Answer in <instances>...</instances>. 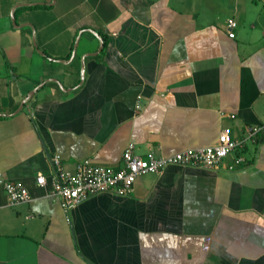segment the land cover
Returning <instances> with one entry per match:
<instances>
[{"label":"crops","instance_id":"obj_1","mask_svg":"<svg viewBox=\"0 0 264 264\" xmlns=\"http://www.w3.org/2000/svg\"><path fill=\"white\" fill-rule=\"evenodd\" d=\"M263 113L264 0H0V171L32 196L0 185V264H264ZM227 128L218 169L171 164L69 212L36 183L54 155L119 167L130 143L169 155Z\"/></svg>","mask_w":264,"mask_h":264},{"label":"built area","instance_id":"obj_2","mask_svg":"<svg viewBox=\"0 0 264 264\" xmlns=\"http://www.w3.org/2000/svg\"><path fill=\"white\" fill-rule=\"evenodd\" d=\"M237 23L229 20V35L234 37ZM234 116V114H231ZM251 137L264 133V113L262 121L249 129ZM241 142L232 136L229 129L219 134L217 141L201 147H189L169 155H158L149 151L145 155L134 152V144L130 143L122 154L123 164L119 167L98 164L89 158L78 161L73 169L65 168L58 155L51 157L53 170L49 177L38 173L36 183L45 186L50 183L49 193L59 199L62 208L69 210L92 195L115 193L128 195L132 192L137 178L149 172H159L171 164L195 165L207 169H218L226 157L239 148ZM245 158L235 155L229 169L241 166ZM0 185L6 196V204L14 205L29 201L31 194L28 188L17 181L4 178L0 171ZM0 201V207L2 206Z\"/></svg>","mask_w":264,"mask_h":264},{"label":"water","instance_id":"obj_3","mask_svg":"<svg viewBox=\"0 0 264 264\" xmlns=\"http://www.w3.org/2000/svg\"><path fill=\"white\" fill-rule=\"evenodd\" d=\"M40 85H42V84H40ZM35 90H33L32 92H31V94L34 92ZM31 94H29V95H31Z\"/></svg>","mask_w":264,"mask_h":264},{"label":"trees","instance_id":"obj_4","mask_svg":"<svg viewBox=\"0 0 264 264\" xmlns=\"http://www.w3.org/2000/svg\"><path fill=\"white\" fill-rule=\"evenodd\" d=\"M239 149V148H238Z\"/></svg>","mask_w":264,"mask_h":264}]
</instances>
